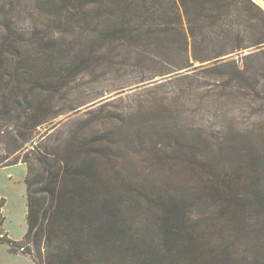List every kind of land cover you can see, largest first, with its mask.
I'll return each instance as SVG.
<instances>
[{"label": "trees", "instance_id": "16d2710c", "mask_svg": "<svg viewBox=\"0 0 264 264\" xmlns=\"http://www.w3.org/2000/svg\"><path fill=\"white\" fill-rule=\"evenodd\" d=\"M44 4L66 18H81L92 37L64 66L52 50L30 57L19 46L22 35L9 26V35L0 37V138L32 142V164L23 161L29 171L22 249L36 264H264L263 156L252 151L237 161L242 148L208 146L199 160L201 142L178 129L164 110L152 112L162 114L157 123L141 131L131 126L126 136L140 137L157 166L165 152L183 169L187 163L189 179L158 174V168L135 175L119 162L120 152L109 146L96 116L72 121L69 132L53 125L36 138L62 115L56 96L69 82L90 65L118 63L123 53L173 72L230 69L221 74L225 81L252 84L258 74L252 76L250 61L264 55L263 0ZM24 88L31 93L21 99Z\"/></svg>", "mask_w": 264, "mask_h": 264}, {"label": "rangeland", "instance_id": "374dc122", "mask_svg": "<svg viewBox=\"0 0 264 264\" xmlns=\"http://www.w3.org/2000/svg\"><path fill=\"white\" fill-rule=\"evenodd\" d=\"M44 2L0 0V37L3 40L9 31H16L23 37L19 46L28 49L30 57L42 54L45 49L52 50L61 54L59 64L64 66L76 50L84 49L90 41L91 28L81 18H66L55 9H47ZM85 56L89 58L90 52ZM242 57L239 56V61ZM121 58L127 61L122 63ZM129 58L123 53L116 57L118 63H110L105 69L90 65L69 82L56 96L61 102L62 115L40 128L36 138L53 125L69 132L77 122L72 121L96 116L104 127L109 146L119 150V162L123 166L129 164L135 175L142 173L143 176L148 169L158 168V174L185 180L192 172L186 171L189 170L187 163L183 169L178 165L179 159L174 161L165 152L159 157V167L139 143L140 137L126 136L131 126V130L141 131L142 126L157 123L162 114L159 117L152 112L164 110L178 129L201 142L196 153L199 160L205 158L202 151L208 146L225 152L233 146L242 148L236 151L237 161L252 151L264 159V55L250 61L252 76L258 74L252 84L225 81L221 74L230 73V69L173 72L167 66L139 64ZM154 74L159 75L151 77ZM21 93L24 99L31 92L24 88ZM19 112L23 120L24 113ZM0 129L5 130L2 124ZM20 131L24 133L25 129ZM22 139L17 144L15 140L0 138V264H36L27 249H22L28 229L26 178L29 171L23 161L31 163L32 159H27L32 142ZM245 146H249L246 152ZM151 163L156 167L149 166Z\"/></svg>", "mask_w": 264, "mask_h": 264}, {"label": "water", "instance_id": "95a60500", "mask_svg": "<svg viewBox=\"0 0 264 264\" xmlns=\"http://www.w3.org/2000/svg\"><path fill=\"white\" fill-rule=\"evenodd\" d=\"M263 2H264V0H263Z\"/></svg>", "mask_w": 264, "mask_h": 264}]
</instances>
